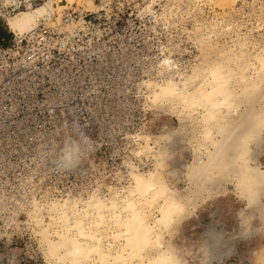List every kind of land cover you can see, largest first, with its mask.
<instances>
[{
    "label": "built area",
    "instance_id": "built-area-1",
    "mask_svg": "<svg viewBox=\"0 0 264 264\" xmlns=\"http://www.w3.org/2000/svg\"><path fill=\"white\" fill-rule=\"evenodd\" d=\"M163 3L98 0L76 8L64 1L47 21L0 36V221L34 196L126 185L128 160L148 166L136 152L143 136L178 119L150 105L147 82L162 81L167 70L180 77L197 55L194 22L168 19ZM230 12L222 21L228 43ZM213 18L207 7L197 20ZM84 137L93 147L78 165L58 163L59 146Z\"/></svg>",
    "mask_w": 264,
    "mask_h": 264
},
{
    "label": "bare ground",
    "instance_id": "bare-ground-1",
    "mask_svg": "<svg viewBox=\"0 0 264 264\" xmlns=\"http://www.w3.org/2000/svg\"><path fill=\"white\" fill-rule=\"evenodd\" d=\"M180 1L165 0L163 6L168 19L173 16L183 19L201 12L199 4L203 0ZM91 2L89 0L88 4ZM181 3L188 8L185 13H181ZM220 3L235 2L221 0ZM62 5L61 1L57 8L53 0L28 2L26 6L5 14V22L15 32L29 30L40 20L47 21ZM215 19L207 21L210 24ZM258 21L256 26L261 27V18ZM238 22L233 26L235 37L230 45H216L213 39L219 29L213 27L206 31L207 27L202 28V32L198 24V30L194 31L200 32L198 43L202 46V53L189 62L180 77H174L167 70L168 76L162 81L147 82L150 105L175 115L178 123L169 125L163 122L159 132L143 136L144 142L138 144L136 152L141 155V160L148 159L149 164L141 168L128 160L132 168L126 185L108 187L106 193L94 190L84 196L75 193L42 201L34 196L29 203L17 205L11 210L13 214L1 222L16 220L17 213L24 209L32 223L38 225L40 246L51 262L139 264L136 243L138 232L144 227L141 213H152L150 206L148 211L135 194L132 177L143 172L157 175L163 172L173 179L179 176L183 179L186 165L193 160L188 170L190 183H199L201 187L208 183L206 187L210 191L229 175L233 165L244 168L248 180L242 185L237 184V188L251 206L245 207V215L241 213V236L249 235L253 216L256 213L260 217L264 215V187L258 189L257 195L259 184L264 182V172L248 167L249 152L251 159L257 162L260 153L264 152V38L254 37L248 32L251 29L242 32V23ZM260 34L264 37L263 31ZM211 47H215V55L211 54ZM260 101L262 104L256 105ZM69 140L72 139L67 138L64 143ZM183 146L188 149L189 158L181 157ZM76 165L78 163L65 166ZM158 223L155 221L152 227ZM210 227L215 228L209 225L200 236ZM148 231L145 228V241ZM221 245L215 249L214 256ZM144 259L140 258L141 264Z\"/></svg>",
    "mask_w": 264,
    "mask_h": 264
},
{
    "label": "rangeland",
    "instance_id": "rangeland-1",
    "mask_svg": "<svg viewBox=\"0 0 264 264\" xmlns=\"http://www.w3.org/2000/svg\"><path fill=\"white\" fill-rule=\"evenodd\" d=\"M9 1L0 0L1 36L7 34L8 30H10L5 22V14L12 13L18 7L26 6L28 2L35 4L31 0ZM88 1L89 0H75L74 2L68 3L71 4V6H75L76 8H91L93 7L91 6L92 4H94L95 2L98 3V0H92L90 5L88 4ZM62 2L64 3V0H62ZM220 2L221 0H215L212 2L209 0H203L201 4H199L201 6L199 7V9L201 8V12L208 7L209 10H211L216 15V22L214 21L215 23L213 22L209 24L207 19H204L202 21L197 20L198 23H196L195 18L199 19V15L201 12L191 14L189 17H185L183 19H178V21L181 22H187L189 19H192L195 24L191 29V37L195 43L197 51L196 56H199L202 53V46H200V43H198L200 32L197 33L194 31V29L198 30V24H200L202 32V28L209 27L206 30L208 31L210 28H216L217 25H220L217 35L213 39L214 43L216 45H220L221 43L223 45L231 44L226 41L227 32H224V26L221 27L224 18L225 20H227L228 16H230L231 9H233L235 12L234 17L232 18L233 25H236L239 21V24L242 23V32L251 29L248 32L252 33L254 37L264 38L260 34V32H264V0H234L235 3L233 4H221ZM53 3L58 8L57 5L61 3V1L53 0ZM61 8L62 7H60L58 10H60ZM253 8L257 11H255ZM58 10L55 9V11L59 12ZM260 18V22L262 23V25H260L261 27H257L256 25L258 24V20ZM232 33L235 32H233L232 30ZM234 37L235 36L233 34V38ZM211 48V54L215 55V47ZM261 104L262 101H260L256 105ZM177 123L178 121L173 117V119L170 120L169 125H176ZM182 152H184V154L181 155L183 159L185 157L189 158L188 149L184 146L181 149V153ZM258 163L260 165H264V152L260 153V155L258 156ZM169 178L173 180L178 188H182L185 186V184L181 182L183 179L180 178V176L177 177V179H173V177L171 176H169ZM232 187L233 186L227 182V179L223 178L216 185V189L214 188V191H206L207 196H205L204 198H208L211 196L215 197L209 199L199 209L195 217L187 220L183 224L180 236L177 239V243H194L198 241V239L201 238L200 234L206 229V227L212 225L217 230L222 231L225 237L223 244L219 247V250L215 255L216 264H264V228L261 227L262 219L259 214L256 213L249 225V228L252 229L251 233L247 236H241L242 218L240 222V219L237 218V212L240 208L245 209L246 205L244 201L237 199L236 195L232 191ZM237 194L241 196L240 191H238ZM14 219L16 220H13L12 222L0 221V264H59L58 262H51V260L45 255L44 250L40 246L38 240L39 227L37 224L32 223L31 219L26 215L24 209L20 210ZM232 247H235L234 252Z\"/></svg>",
    "mask_w": 264,
    "mask_h": 264
},
{
    "label": "clouds",
    "instance_id": "clouds-1",
    "mask_svg": "<svg viewBox=\"0 0 264 264\" xmlns=\"http://www.w3.org/2000/svg\"><path fill=\"white\" fill-rule=\"evenodd\" d=\"M92 147L91 141L87 137L69 140L60 146L58 163L63 165L79 163L82 155ZM248 160L249 168H258L260 172H264V165L251 159L250 152ZM192 163L193 160L185 167L181 181L185 184L183 189L178 188L163 172L159 175L154 172H143L132 177L135 194L148 211L150 206L152 213L151 215L141 213L144 227L140 228L136 243L139 253L136 259L139 264H141V257L145 258L143 264H216L215 249L223 244L225 239L224 234L217 229L208 228L200 240L194 243H177L183 224L195 217L199 209L209 199L215 197L204 198L207 196L204 189L209 190L206 187L208 183L202 187L196 182L190 183L188 170ZM226 179L233 186L232 191L237 199L244 201L246 207H251L247 198L237 194L239 191L237 184L242 185L248 180L244 168L240 165H233L229 169ZM261 187H264V182L259 184L257 195L258 189ZM242 212L245 215V209L237 212L240 222ZM261 219V227L264 228V215ZM157 220L159 223L153 228L152 225ZM145 228L149 229L146 241L143 239Z\"/></svg>",
    "mask_w": 264,
    "mask_h": 264
},
{
    "label": "crops",
    "instance_id": "crops-1",
    "mask_svg": "<svg viewBox=\"0 0 264 264\" xmlns=\"http://www.w3.org/2000/svg\"><path fill=\"white\" fill-rule=\"evenodd\" d=\"M0 36H1V34H0ZM261 157H262V155H261ZM233 248V252L235 251V247H232Z\"/></svg>",
    "mask_w": 264,
    "mask_h": 264
}]
</instances>
